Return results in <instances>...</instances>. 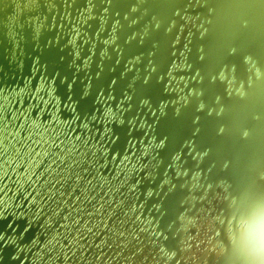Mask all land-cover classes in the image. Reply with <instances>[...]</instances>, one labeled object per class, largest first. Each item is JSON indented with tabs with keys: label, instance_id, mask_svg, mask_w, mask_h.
Segmentation results:
<instances>
[{
	"label": "water",
	"instance_id": "95a60500",
	"mask_svg": "<svg viewBox=\"0 0 264 264\" xmlns=\"http://www.w3.org/2000/svg\"><path fill=\"white\" fill-rule=\"evenodd\" d=\"M256 198L264 0H0V264H229Z\"/></svg>",
	"mask_w": 264,
	"mask_h": 264
},
{
	"label": "clouds",
	"instance_id": "9594fccd",
	"mask_svg": "<svg viewBox=\"0 0 264 264\" xmlns=\"http://www.w3.org/2000/svg\"><path fill=\"white\" fill-rule=\"evenodd\" d=\"M247 135V133H245ZM224 236L220 255L229 264H264V202L256 198L249 209L222 221Z\"/></svg>",
	"mask_w": 264,
	"mask_h": 264
}]
</instances>
